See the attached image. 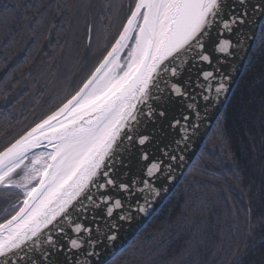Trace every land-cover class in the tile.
<instances>
[{
    "label": "snow or ice",
    "instance_id": "obj_1",
    "mask_svg": "<svg viewBox=\"0 0 264 264\" xmlns=\"http://www.w3.org/2000/svg\"><path fill=\"white\" fill-rule=\"evenodd\" d=\"M226 7L231 8L228 19L224 18ZM251 7L264 11V0ZM248 9V0H232L230 5L228 0H136L119 39L84 86L63 107L0 152V184L10 187L12 174L27 159V153L41 144L42 137L55 149L47 156L51 163L45 161L40 168L35 166L44 154L33 158L29 171L32 177H40L39 184L25 192L24 206L15 215L0 223V264H68V253L83 257L77 258L76 264H93V258L99 256L100 240L93 238V227L80 217L94 209L112 217L125 210L126 203L131 207L133 201L139 212L146 211L139 206L140 201L148 204L150 196L159 195L156 181L171 165H165L161 157L150 159L149 151L142 148L140 159L147 162L140 166L142 174L130 180L119 179L106 163L114 145L122 134L133 139L134 125L144 115L138 105H148L152 89L164 91L161 81L170 88V95L189 98L183 84L164 79V74L178 77L185 57L211 65L214 53L231 55L233 45L224 33L244 23ZM214 29L217 36L212 41ZM134 32L135 43L128 52L126 70L116 74L113 69L120 67V52ZM176 61L179 64L171 67ZM202 77L207 83L197 86L207 103H211L213 88L217 96L227 90L223 82L214 86L213 71H203ZM226 79L221 77L222 81ZM187 106L191 108L193 104ZM86 115L92 118L86 120ZM147 115L166 118L167 112L157 113L149 105ZM179 123L175 120L170 126ZM151 139L140 134L138 143L144 146ZM159 150L162 157L176 159L169 156L166 147ZM24 179L30 181L28 173ZM92 188L100 193L98 197H94ZM119 219L128 220L131 215H120ZM61 239L66 240V245L60 243ZM107 239L113 241L116 236L108 235Z\"/></svg>",
    "mask_w": 264,
    "mask_h": 264
},
{
    "label": "trees",
    "instance_id": "obj_2",
    "mask_svg": "<svg viewBox=\"0 0 264 264\" xmlns=\"http://www.w3.org/2000/svg\"><path fill=\"white\" fill-rule=\"evenodd\" d=\"M135 1L0 0V152L78 91L116 40ZM75 27L85 51L91 27L101 55L77 86L68 88V76L55 93ZM73 68L74 76L83 66ZM0 193L8 203L18 200L14 189L0 188ZM107 264H264V22L184 179Z\"/></svg>",
    "mask_w": 264,
    "mask_h": 264
},
{
    "label": "water",
    "instance_id": "obj_3",
    "mask_svg": "<svg viewBox=\"0 0 264 264\" xmlns=\"http://www.w3.org/2000/svg\"><path fill=\"white\" fill-rule=\"evenodd\" d=\"M248 2L249 9L247 15L243 17L244 23H237L231 33H224V36L230 38L233 45L230 48L231 55L214 53L213 63L211 65L198 60H193L189 57H185L186 63L178 69L179 76L171 77L170 74L166 73L164 74V79L183 84L189 93V98L185 100L175 97L174 95H170V88L166 86L163 81H161L160 88L164 89V91L160 92L156 89H152L153 98L148 101V105H138L139 109H143L144 115H140L138 117L140 121L139 124L134 125L136 131L131 133L133 139L128 140L124 138L122 134L121 139L117 141L116 145H114L112 157L107 160L106 163L111 166L112 174L119 179L130 180L133 177L140 176L142 174L140 166L144 163H147L140 159L142 148L149 151L150 159L161 157L164 159L165 165H171V167H165V176L161 180L156 181V187L159 191V195L150 196V203L148 204L144 203L143 200L140 201L139 206L144 207L146 211L139 212L137 210L138 206L133 201L131 207H129V205L126 203L125 210L118 211L112 217H107L101 210L95 209L85 213L84 216L80 217L83 219L84 223L93 227V238L95 239L98 237L100 240V243L97 245L99 256L93 258V264L109 263L131 243V241L142 231L146 224L152 219V217L158 212L162 205L168 200L173 191L178 187L204 147L206 140L212 132L241 77L264 22V11H255L251 7V5L258 3L259 0H248ZM228 3L230 5L232 0H228ZM134 7L132 10H134ZM236 10L239 11L238 6ZM230 12L231 8L226 7L224 13L225 19H228ZM127 20L125 21L120 33L108 52L111 51L113 45L119 39L120 34L123 32L124 26L127 24ZM135 35V32L132 33V38L127 41V46L121 50L118 60L120 67L114 68V73L122 75L126 70L128 55L123 65L120 64V61L123 57V54L126 51L129 52V50L134 46ZM216 36L217 33L214 29L211 40L215 41ZM108 52L104 58L107 56ZM104 58L97 67H99L104 61ZM177 64H179V61H176V63L172 64L171 67H176ZM95 70L82 84L78 91L92 77L93 73H95ZM205 70L214 72V75L216 76V79L213 81L214 86H218L219 83L223 82L227 89L217 96L215 93V88H213L210 97V104L203 99L202 89L197 86L198 84L207 83L202 77V72ZM222 76H227L228 79L222 81ZM156 97H160V99H156ZM191 97H195V100H192ZM71 98L72 97L69 99ZM67 101L56 108L53 112L63 107ZM188 103L193 104V107L189 108L187 106ZM149 105L155 109L157 113L160 110H165L167 112V117L161 118L158 115L149 117L147 115ZM53 112H51L49 115H51ZM49 115L40 120L38 123L46 119ZM185 117H187V119H185ZM90 118L92 117L87 115L85 116L86 120ZM61 119H63V117H61ZM175 120H179L180 123L175 127H171V123ZM38 123L29 128L7 147H10L27 132L31 131V129L34 128ZM140 134L149 135L152 138L151 142L141 146L138 143V137ZM41 141L42 142L39 146L32 148L27 153V159L20 166V168L24 167L25 163L34 155L42 153L48 156V153H51L55 150L54 145L49 144L47 139L42 137ZM165 147L169 153V156L176 157L175 160H171L168 157H162L159 149ZM5 149H3L1 152H3ZM47 162L51 163V161L48 159ZM39 179L40 177L32 187L39 184ZM11 185L12 186L9 187L0 184V188L7 187L19 189V187L16 185ZM92 193L94 197H98L100 195V193H98L95 188H92ZM25 198L26 197H24V199ZM24 199L19 202V207L11 216L15 215L16 212L24 206ZM85 203L88 202L85 201ZM128 214L131 215V219H119L120 215ZM11 216L7 219H10ZM93 216H95V219H93ZM7 219L0 223L5 222ZM96 229H99V231L97 232ZM112 234H115L116 239L109 241L107 236ZM60 243L66 245V240L61 239ZM32 255L38 256L36 253H32ZM67 255L71 257L68 260V264H76L77 258L83 260V257H74L71 253H68ZM61 259H64L63 254H61ZM17 264H27V262L17 261Z\"/></svg>",
    "mask_w": 264,
    "mask_h": 264
},
{
    "label": "rangeland",
    "instance_id": "obj_4",
    "mask_svg": "<svg viewBox=\"0 0 264 264\" xmlns=\"http://www.w3.org/2000/svg\"><path fill=\"white\" fill-rule=\"evenodd\" d=\"M128 3H129V1H128ZM128 3H127V8H129V4ZM118 22H120V17H117L116 26L118 25ZM77 30H78L77 27H75L74 33H73V37H71L70 43H69L68 47L66 48V58H65L64 65H63V73H62L61 77L59 78V81H58L57 85L54 87L55 93L58 92V91H61V87L63 85V82L65 80H67L68 76H70V78H71V81H70V84L68 85V88L69 87L73 88L74 86H77L79 84V82L83 79V77L88 74V72L90 71V68L94 64H96V61L99 59V57L101 55L99 53V51L96 50L97 48H96V45L94 44L95 37H94V34L92 32L91 27H89L88 30H87V35H86V40H85V45L87 46L86 51L82 50V47H81V45L79 43L80 40L77 38ZM92 37H93V39H92ZM106 53H105V55H106ZM127 55H128V51H126L123 54V57H122V59L120 61L121 65L124 64V62H125V60L127 58ZM79 62L81 64V66H83L82 71L80 72L79 75L78 74H74V76H73V74L71 75V70H74V68L72 69V67L77 66V64ZM97 66H98V64H97ZM39 154H41V153H39ZM39 154H36L32 158H30V160H28L25 163L24 167L18 168L12 174V177L10 178V183L11 184H13V185H26V186L19 187V189L7 188V187L4 188V189H6V188L7 189H14V190L17 191L18 200L16 201V203H13V204L8 203L9 202V200H8L9 197L8 196L7 197L6 196H2L1 193H0V220L3 219L4 217L8 216L7 214L10 213V210L19 205L18 202L20 200L24 199L25 192L28 191L36 183V181L38 180L39 176L32 177V174L30 173L29 170L33 166L32 165L33 158L36 157ZM45 161H47V156L46 155H44V158L41 160V163L37 164L35 167L40 168ZM26 173H28V175L30 176V181H26L24 179V176H25ZM1 189H3V188H1ZM6 219H7V217H6Z\"/></svg>",
    "mask_w": 264,
    "mask_h": 264
},
{
    "label": "bare ground",
    "instance_id": "obj_5",
    "mask_svg": "<svg viewBox=\"0 0 264 264\" xmlns=\"http://www.w3.org/2000/svg\"><path fill=\"white\" fill-rule=\"evenodd\" d=\"M46 154V153H45Z\"/></svg>",
    "mask_w": 264,
    "mask_h": 264
}]
</instances>
